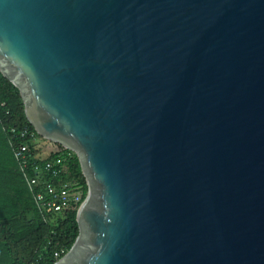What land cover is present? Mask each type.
Returning a JSON list of instances; mask_svg holds the SVG:
<instances>
[{
	"label": "water",
	"instance_id": "obj_1",
	"mask_svg": "<svg viewBox=\"0 0 264 264\" xmlns=\"http://www.w3.org/2000/svg\"><path fill=\"white\" fill-rule=\"evenodd\" d=\"M0 71L87 180L55 264H264V0H0Z\"/></svg>",
	"mask_w": 264,
	"mask_h": 264
},
{
	"label": "trees",
	"instance_id": "obj_2",
	"mask_svg": "<svg viewBox=\"0 0 264 264\" xmlns=\"http://www.w3.org/2000/svg\"><path fill=\"white\" fill-rule=\"evenodd\" d=\"M24 129L38 134L27 118L20 89L0 71V264H55L71 249L79 235L78 208L67 211L56 222L44 219L15 158L17 143H27V138H20ZM29 146L31 160L41 162L43 158L36 155L34 143L29 142ZM66 152L71 151L66 148L65 152H54L43 160H51ZM67 160V173L62 176L83 184L84 200L88 184L79 157L71 152ZM23 196L29 201L24 217L30 229L21 233L16 218ZM57 252L59 257L55 255Z\"/></svg>",
	"mask_w": 264,
	"mask_h": 264
},
{
	"label": "built area",
	"instance_id": "obj_3",
	"mask_svg": "<svg viewBox=\"0 0 264 264\" xmlns=\"http://www.w3.org/2000/svg\"><path fill=\"white\" fill-rule=\"evenodd\" d=\"M20 138H27V143L18 142L15 149V158L20 163L29 190L33 193L34 200L45 220L58 221L67 211L81 206L84 194V186L77 179H64L62 175L67 173L68 157L71 152L51 160L34 162L29 142L36 140L35 132L24 129L20 132ZM64 150H58L57 152ZM59 257V253L55 254ZM32 264H35L34 262Z\"/></svg>",
	"mask_w": 264,
	"mask_h": 264
},
{
	"label": "rangeland",
	"instance_id": "obj_4",
	"mask_svg": "<svg viewBox=\"0 0 264 264\" xmlns=\"http://www.w3.org/2000/svg\"><path fill=\"white\" fill-rule=\"evenodd\" d=\"M34 145H35L34 149L36 151V155L41 158L48 157L50 154L57 152L58 150H63L64 148H67L61 142L46 138L44 135H41L39 133L36 135V140L34 141ZM68 149L72 152V154L76 153L77 155V152L73 151L70 148ZM28 204L29 201L25 196H23V198H21L19 201L20 213L16 218V225H19L21 227V233H24L26 230L30 229V226L28 225L24 217V209L27 207Z\"/></svg>",
	"mask_w": 264,
	"mask_h": 264
},
{
	"label": "clouds",
	"instance_id": "obj_5",
	"mask_svg": "<svg viewBox=\"0 0 264 264\" xmlns=\"http://www.w3.org/2000/svg\"><path fill=\"white\" fill-rule=\"evenodd\" d=\"M46 158V157H45ZM45 158H43V159H45Z\"/></svg>",
	"mask_w": 264,
	"mask_h": 264
}]
</instances>
